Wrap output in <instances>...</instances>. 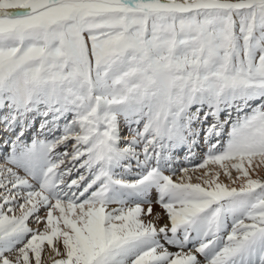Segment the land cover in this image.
I'll return each mask as SVG.
<instances>
[{
  "label": "snow or ice",
  "instance_id": "1",
  "mask_svg": "<svg viewBox=\"0 0 264 264\" xmlns=\"http://www.w3.org/2000/svg\"><path fill=\"white\" fill-rule=\"evenodd\" d=\"M0 154V264H264V0H0Z\"/></svg>",
  "mask_w": 264,
  "mask_h": 264
},
{
  "label": "rangeland",
  "instance_id": "2",
  "mask_svg": "<svg viewBox=\"0 0 264 264\" xmlns=\"http://www.w3.org/2000/svg\"><path fill=\"white\" fill-rule=\"evenodd\" d=\"M62 150V149H61ZM199 161H195V162H192V164H194V163H198ZM2 163H4V159H3V155L2 154H0V164H2ZM179 162H177V164H178ZM183 165V167H191V165H186V162L185 163H183L182 164ZM11 166V165H10ZM175 166V165H174ZM178 167H180V166H178ZM152 198V201H153V203H155V196H154V194H153V197H151ZM156 205H158L157 203H155ZM147 207H148V205H146ZM160 207V206H159ZM164 210L161 208V210H157V208H155V207H153V213L154 212H158V213H161L162 214V212H163ZM31 226H33V227H35V225H31Z\"/></svg>",
  "mask_w": 264,
  "mask_h": 264
},
{
  "label": "bare ground",
  "instance_id": "3",
  "mask_svg": "<svg viewBox=\"0 0 264 264\" xmlns=\"http://www.w3.org/2000/svg\"><path fill=\"white\" fill-rule=\"evenodd\" d=\"M42 138V137H41ZM147 204H145V205H143V207L145 208V211L147 210V206H146ZM160 205H156L155 203H152V207H155V208H157V210H161V207H159ZM158 213V212H157ZM156 214V212H154L153 213V215H155ZM162 214H163V212H162ZM147 218V217H146ZM161 223H163V221H161ZM173 250H175V249H173Z\"/></svg>",
  "mask_w": 264,
  "mask_h": 264
}]
</instances>
